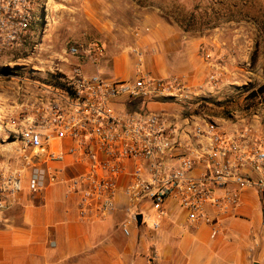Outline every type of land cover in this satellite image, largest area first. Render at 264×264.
<instances>
[{"label":"built area","instance_id":"obj_1","mask_svg":"<svg viewBox=\"0 0 264 264\" xmlns=\"http://www.w3.org/2000/svg\"><path fill=\"white\" fill-rule=\"evenodd\" d=\"M37 6V0H0V65L30 40ZM133 51L131 79L85 75L75 67L73 75L51 83L24 81L21 103L7 122L14 148L0 169V219L7 197L25 184L37 194L66 183L80 195L82 219L112 213L122 189L131 202L125 236L138 222L134 205L152 202L161 220L173 201L190 229L206 226L216 239L250 192L256 194L264 229V124L239 116L212 120L175 108L149 111L148 103L168 99L173 106L191 105L195 96L182 76L152 75L144 52ZM69 52L93 63L105 56L99 43L71 46ZM207 83L215 90L219 80L212 73ZM138 101L141 110L130 113L129 104ZM66 165L75 172L69 178Z\"/></svg>","mask_w":264,"mask_h":264},{"label":"rangeland","instance_id":"obj_2","mask_svg":"<svg viewBox=\"0 0 264 264\" xmlns=\"http://www.w3.org/2000/svg\"><path fill=\"white\" fill-rule=\"evenodd\" d=\"M37 2V17L30 40L0 65V169L6 163V155L14 148L7 122L21 103L20 88L24 81L51 83L57 77L73 75L75 67L85 75L101 74L107 78L110 75L105 72L107 68L103 64L94 65L82 57L70 55V47L99 43L105 48L102 62L121 54H129L136 60L133 49L138 47L135 41L140 38L151 14L149 12L154 9L162 11H158V15L180 27L188 38L203 39L200 56H211L204 64L207 68L199 84L192 85L183 77L195 96L191 105L176 103L177 106L172 108L185 115L212 120L239 116L259 119L264 124V0ZM255 51L257 59L252 61ZM212 73L219 80L215 90L207 83ZM154 106L151 108L153 111L169 110L166 103ZM254 217L258 218L257 211ZM155 220L156 216L152 214L144 220L141 229L154 231ZM231 229L230 226L223 227L220 235ZM235 237L238 239L232 240V244L240 246L241 242L250 253L254 248L264 249V229L261 226L252 228V232L242 240H239L241 233Z\"/></svg>","mask_w":264,"mask_h":264},{"label":"crops","instance_id":"obj_3","mask_svg":"<svg viewBox=\"0 0 264 264\" xmlns=\"http://www.w3.org/2000/svg\"><path fill=\"white\" fill-rule=\"evenodd\" d=\"M154 10L135 41L144 52L146 70L156 77L182 76L192 85L199 84L207 68L205 57L199 53L203 39L188 38L180 27L160 17V10ZM132 57L121 54L107 62L102 58L94 65L103 64L108 79L127 80L135 75ZM155 104L146 107L153 111ZM166 104L168 111L173 109L172 104ZM69 168L66 165V178L75 173ZM6 202L8 208L0 219V264H264L261 247L250 253L241 242L240 246L232 244L238 239L237 233L242 240L252 228L261 226L253 192L245 198L238 216L225 222L224 227L233 229L216 239H211L206 226L190 229L183 211L173 201L167 203V214L161 220L152 202L134 205L142 223L132 225L131 235L125 236L122 225L128 219L126 210L131 202L122 189L116 198L117 208L102 219H82L80 195L70 191L66 183L50 185L37 194L25 185ZM256 211L258 218L254 217ZM152 214L156 216L154 224L159 222L160 227L142 230L144 220ZM250 256H254L252 260Z\"/></svg>","mask_w":264,"mask_h":264},{"label":"trees","instance_id":"obj_4","mask_svg":"<svg viewBox=\"0 0 264 264\" xmlns=\"http://www.w3.org/2000/svg\"><path fill=\"white\" fill-rule=\"evenodd\" d=\"M256 59H257V51L254 52V54L252 56V61H255ZM160 102L161 103H170L171 100L165 99V100H161ZM141 106H142L141 102H139V101L133 102V103L129 104L128 111L130 113L135 112V111H139V110H141Z\"/></svg>","mask_w":264,"mask_h":264},{"label":"water","instance_id":"obj_5","mask_svg":"<svg viewBox=\"0 0 264 264\" xmlns=\"http://www.w3.org/2000/svg\"><path fill=\"white\" fill-rule=\"evenodd\" d=\"M137 220H138V224L140 225L142 223V216L139 215L138 218H137Z\"/></svg>","mask_w":264,"mask_h":264}]
</instances>
